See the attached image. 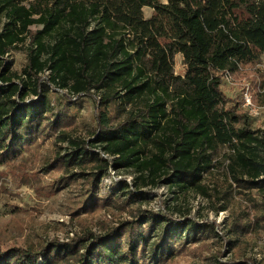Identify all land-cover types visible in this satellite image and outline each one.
I'll list each match as a JSON object with an SVG mask.
<instances>
[{
  "label": "trees",
  "instance_id": "obj_1",
  "mask_svg": "<svg viewBox=\"0 0 264 264\" xmlns=\"http://www.w3.org/2000/svg\"><path fill=\"white\" fill-rule=\"evenodd\" d=\"M0 17V164L38 153L47 139L66 144L41 170L58 176L49 193L77 188L71 220L126 217L66 243L0 251V264L172 263L191 253V243L203 249L200 236L215 232L214 224L140 209L161 184L221 204L217 212L239 207L226 231L234 254L243 239L264 235V130L252 129L220 90L224 73L242 76L241 66L264 56V0H0ZM33 17L41 30L22 25ZM25 40L17 78L7 56ZM177 54L182 77L173 75ZM52 86L73 97L96 95L86 139L79 137L86 127L78 123L79 104L57 97ZM221 168L224 179L214 174ZM109 170L134 175L131 185L119 181L100 193Z\"/></svg>",
  "mask_w": 264,
  "mask_h": 264
},
{
  "label": "rangeland",
  "instance_id": "obj_2",
  "mask_svg": "<svg viewBox=\"0 0 264 264\" xmlns=\"http://www.w3.org/2000/svg\"><path fill=\"white\" fill-rule=\"evenodd\" d=\"M165 4L166 0H159ZM144 19L151 15L149 8L142 10ZM31 20L23 21L22 25L28 31H39L43 24H37ZM5 23V18L0 17V30ZM28 40L17 45L7 56L11 71L17 78H23L22 71L26 65ZM242 76L236 78L230 76V81H224L221 77L220 90L222 95L232 105L243 111L251 122L252 129L264 130V56H261L251 66L239 68ZM185 67L182 63L181 55L173 57V75L182 77ZM48 72L42 75V81L46 84ZM57 97H66L79 104L80 125L86 124L80 130L79 137L86 139L89 127L92 125V118L96 106L97 97L68 95L66 90L51 88ZM250 98V106H244V95ZM239 105V106H238ZM60 148L61 153H65L66 144L54 146L52 140H46L40 147L38 153L22 154L17 160L0 164V251L8 252L12 249L26 250L29 246L38 249L40 245L58 241L66 243L75 239L83 231L90 230L98 234L102 228L115 226L121 219H126L125 215L113 217L110 213H101L88 220L86 223H76L71 220L70 212L74 207L78 194L77 188H64L54 193H49V186L58 176L47 174L41 169V162L51 155L55 149ZM98 155L100 151L96 150ZM226 150L219 151L220 156ZM108 177L100 183V193L116 187L119 181H124L131 185L134 175L126 171H108ZM215 177L224 179L225 171L221 169L214 171ZM148 188L142 189L147 191ZM233 200L239 201L243 206L245 201L235 194ZM259 202V198H254ZM218 206L212 201L203 198L195 192L185 194H172V191L165 184H161L153 189L147 196V201L140 205L141 210H152L159 213L167 211L175 221L188 219L202 226H216V231L208 232L200 236L201 243L205 244L203 249H197V243H191L190 254L181 255L172 263L157 264H252L264 258V235L260 231L252 237L243 239L242 248L239 254H234L228 248L227 241H233V236L228 235L229 224L232 215H236L239 207L230 208L225 212H217ZM241 206V207H243ZM247 207V205L245 206ZM136 208V207H135ZM178 211V212H177ZM253 212L250 211V215ZM242 216V215H240ZM216 233V234H214ZM197 251V252H196ZM220 253V256L218 254ZM238 256V257H235ZM217 257V258H216ZM217 259V262H216Z\"/></svg>",
  "mask_w": 264,
  "mask_h": 264
},
{
  "label": "built area",
  "instance_id": "obj_3",
  "mask_svg": "<svg viewBox=\"0 0 264 264\" xmlns=\"http://www.w3.org/2000/svg\"><path fill=\"white\" fill-rule=\"evenodd\" d=\"M222 79L224 80V81H227V82H229L230 81V75L228 74V73H224L223 75H222ZM250 98H249V96L247 95V94H245L244 95V106H246V107H248V106H250Z\"/></svg>",
  "mask_w": 264,
  "mask_h": 264
}]
</instances>
